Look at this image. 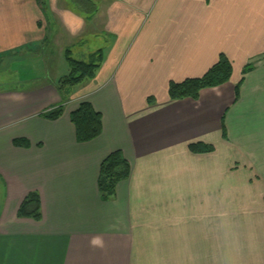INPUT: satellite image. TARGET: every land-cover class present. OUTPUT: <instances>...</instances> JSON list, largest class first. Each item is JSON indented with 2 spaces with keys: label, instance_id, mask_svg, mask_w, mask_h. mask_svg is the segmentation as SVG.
Wrapping results in <instances>:
<instances>
[{
  "label": "crops",
  "instance_id": "obj_1",
  "mask_svg": "<svg viewBox=\"0 0 264 264\" xmlns=\"http://www.w3.org/2000/svg\"><path fill=\"white\" fill-rule=\"evenodd\" d=\"M89 1L90 13L80 0H0V56L25 74L0 89V264H264V0ZM67 49L103 60L60 90L67 74L49 76L43 58ZM222 53L228 82L169 97ZM83 101L103 116L87 142L70 118ZM116 150L131 173L105 200L101 163ZM32 192L40 219L18 215Z\"/></svg>",
  "mask_w": 264,
  "mask_h": 264
},
{
  "label": "trees",
  "instance_id": "obj_2",
  "mask_svg": "<svg viewBox=\"0 0 264 264\" xmlns=\"http://www.w3.org/2000/svg\"><path fill=\"white\" fill-rule=\"evenodd\" d=\"M45 10V0H36ZM85 9L90 13L95 10V4L89 0H80ZM65 57L70 67V72L58 81V87L63 90L67 87H73L81 84L87 79L95 76L100 67L103 55L102 49L89 54L87 59H76L72 56L71 50L67 49ZM251 69L248 65L244 72ZM233 75V64L230 58L225 54H220L217 62L213 64L208 71L195 78H187L181 82L171 81L169 84V97L173 100L186 97L198 98L201 91L207 87H215L228 82ZM241 82L236 85V94H239ZM153 99H149V101ZM63 112V106L50 108L42 113L49 119H56ZM71 121L76 128V138L79 142H87L97 138L103 131V116L88 101H83L79 108L70 115ZM225 132V129L223 128ZM16 145L28 146L30 143L25 138L14 140ZM189 148L193 152L203 153L211 152L214 146L202 142L191 143ZM131 173V165L121 150L110 153L101 163L98 187L103 199H110L116 191L117 184L127 179ZM19 216H28L35 219L41 218L40 198L36 192L30 193L23 200L19 211Z\"/></svg>",
  "mask_w": 264,
  "mask_h": 264
},
{
  "label": "rangeland",
  "instance_id": "obj_3",
  "mask_svg": "<svg viewBox=\"0 0 264 264\" xmlns=\"http://www.w3.org/2000/svg\"><path fill=\"white\" fill-rule=\"evenodd\" d=\"M85 7L83 5V8H85ZM55 55L56 56H47V57L44 56V58H43L45 61V64L48 65L49 76H51V75L52 76H55V75L56 76H63L65 74H68L70 72V67H69V64L67 62V59L60 57L59 54H57V53H55ZM1 57H2V55L0 56V89L6 88V87H11V85H14L15 83L19 84L15 79L17 78V76H20V77L24 76L25 74H21L24 72L18 71V69L13 67V66H12L13 68H11L10 67V63L12 61L11 59H2ZM41 61H43V60L42 59L36 60L33 58L31 61L27 62V64L29 66H32V63L33 64L42 63ZM57 62H58V65H56ZM58 66H60L59 70L62 72L57 71L56 68ZM60 74H62V75H60Z\"/></svg>",
  "mask_w": 264,
  "mask_h": 264
},
{
  "label": "clouds",
  "instance_id": "obj_4",
  "mask_svg": "<svg viewBox=\"0 0 264 264\" xmlns=\"http://www.w3.org/2000/svg\"><path fill=\"white\" fill-rule=\"evenodd\" d=\"M93 243H95V240L93 241Z\"/></svg>",
  "mask_w": 264,
  "mask_h": 264
}]
</instances>
